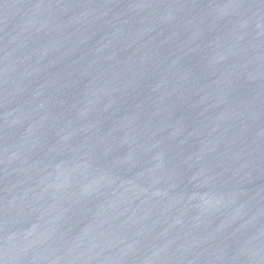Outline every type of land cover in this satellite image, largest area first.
Instances as JSON below:
<instances>
[{
	"label": "water",
	"instance_id": "water-1",
	"mask_svg": "<svg viewBox=\"0 0 264 264\" xmlns=\"http://www.w3.org/2000/svg\"><path fill=\"white\" fill-rule=\"evenodd\" d=\"M0 264H264V0H0Z\"/></svg>",
	"mask_w": 264,
	"mask_h": 264
}]
</instances>
